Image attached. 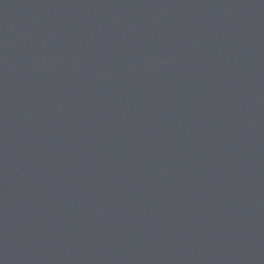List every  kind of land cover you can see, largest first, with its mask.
Segmentation results:
<instances>
[{
    "label": "water",
    "instance_id": "95a60500",
    "mask_svg": "<svg viewBox=\"0 0 264 264\" xmlns=\"http://www.w3.org/2000/svg\"><path fill=\"white\" fill-rule=\"evenodd\" d=\"M0 264H264V0H0Z\"/></svg>",
    "mask_w": 264,
    "mask_h": 264
}]
</instances>
